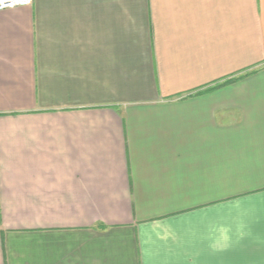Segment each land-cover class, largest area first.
I'll return each instance as SVG.
<instances>
[{
  "label": "crops",
  "instance_id": "1",
  "mask_svg": "<svg viewBox=\"0 0 264 264\" xmlns=\"http://www.w3.org/2000/svg\"><path fill=\"white\" fill-rule=\"evenodd\" d=\"M0 264H264V0L0 12Z\"/></svg>",
  "mask_w": 264,
  "mask_h": 264
},
{
  "label": "built area",
  "instance_id": "2",
  "mask_svg": "<svg viewBox=\"0 0 264 264\" xmlns=\"http://www.w3.org/2000/svg\"><path fill=\"white\" fill-rule=\"evenodd\" d=\"M32 0H0V12L12 10L16 8L29 7Z\"/></svg>",
  "mask_w": 264,
  "mask_h": 264
}]
</instances>
